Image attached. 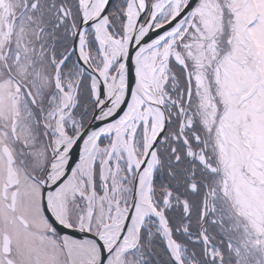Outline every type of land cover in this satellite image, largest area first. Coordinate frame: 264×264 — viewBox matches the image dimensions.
Returning a JSON list of instances; mask_svg holds the SVG:
<instances>
[{
	"label": "snow or ice",
	"instance_id": "6c2138e0",
	"mask_svg": "<svg viewBox=\"0 0 264 264\" xmlns=\"http://www.w3.org/2000/svg\"><path fill=\"white\" fill-rule=\"evenodd\" d=\"M0 264H264V0H0Z\"/></svg>",
	"mask_w": 264,
	"mask_h": 264
}]
</instances>
